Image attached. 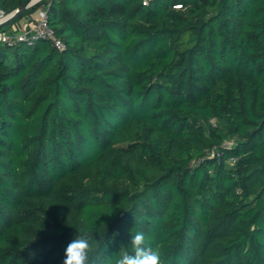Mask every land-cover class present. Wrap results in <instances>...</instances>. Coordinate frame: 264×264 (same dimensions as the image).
<instances>
[{
  "label": "trees",
  "instance_id": "trees-1",
  "mask_svg": "<svg viewBox=\"0 0 264 264\" xmlns=\"http://www.w3.org/2000/svg\"><path fill=\"white\" fill-rule=\"evenodd\" d=\"M40 11L62 50L0 41V264L89 231L90 264L137 232L164 264H264V0H38L0 33Z\"/></svg>",
  "mask_w": 264,
  "mask_h": 264
},
{
  "label": "clouds",
  "instance_id": "clouds-1",
  "mask_svg": "<svg viewBox=\"0 0 264 264\" xmlns=\"http://www.w3.org/2000/svg\"><path fill=\"white\" fill-rule=\"evenodd\" d=\"M92 233V231H89L86 235H81L78 232V235L65 249L63 264H90L92 245L87 237L92 235ZM114 235H118V233ZM149 239L151 238H146L143 232H137L131 235V252L123 251L115 258L110 257L107 264H164L161 245L152 247L148 243Z\"/></svg>",
  "mask_w": 264,
  "mask_h": 264
},
{
  "label": "built area",
  "instance_id": "built-area-1",
  "mask_svg": "<svg viewBox=\"0 0 264 264\" xmlns=\"http://www.w3.org/2000/svg\"><path fill=\"white\" fill-rule=\"evenodd\" d=\"M148 0H142V3L146 4ZM5 13L0 10V19L3 18ZM48 39L58 50H62L65 47L64 42L55 35L53 29L49 26L45 11H40L37 19L34 21L33 27L27 29H12L8 33H0V41L6 42L9 45H14L18 42H25L27 44H33L37 39ZM232 141H223L222 146H229ZM208 154H214L213 151ZM216 154H218L216 152ZM234 161V159H232Z\"/></svg>",
  "mask_w": 264,
  "mask_h": 264
},
{
  "label": "water",
  "instance_id": "water-1",
  "mask_svg": "<svg viewBox=\"0 0 264 264\" xmlns=\"http://www.w3.org/2000/svg\"><path fill=\"white\" fill-rule=\"evenodd\" d=\"M38 0H24L15 9L6 13L3 18L0 19V28L12 22L16 17H18L27 7L33 5Z\"/></svg>",
  "mask_w": 264,
  "mask_h": 264
},
{
  "label": "crops",
  "instance_id": "crops-1",
  "mask_svg": "<svg viewBox=\"0 0 264 264\" xmlns=\"http://www.w3.org/2000/svg\"><path fill=\"white\" fill-rule=\"evenodd\" d=\"M39 12H34L32 14H30L29 16L23 18L20 23H18L19 25H21L20 29H31L33 27L34 21L37 19Z\"/></svg>",
  "mask_w": 264,
  "mask_h": 264
}]
</instances>
